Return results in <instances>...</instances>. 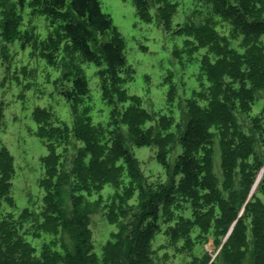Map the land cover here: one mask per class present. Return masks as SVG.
I'll return each mask as SVG.
<instances>
[{"label":"trees","instance_id":"1","mask_svg":"<svg viewBox=\"0 0 264 264\" xmlns=\"http://www.w3.org/2000/svg\"><path fill=\"white\" fill-rule=\"evenodd\" d=\"M193 1L198 9L194 16L200 14L202 20L179 28L194 38L195 49L205 53L200 60V88L187 101L180 136L169 132V122L155 135L152 127H146L148 113L135 99L121 118L136 146L159 147L156 158L170 182L148 184L138 161L124 145L112 139L108 148L97 140L99 137L87 136L79 128L75 138L86 146L70 170L60 169L53 154L46 159L40 212L25 211L19 219L10 214L0 218V264H117L105 249L103 258L98 259L89 219L80 210L83 194H99L106 186L115 190L106 206L108 222L118 227L111 242H120L124 222L133 211L139 212L129 244V264H158L153 246L159 237L177 251L180 246L177 253H192L209 239L220 244L234 223L220 249L221 263L243 264L252 254L253 264H264V174L248 200L264 167V110L257 112L264 96V0ZM140 2L143 11L146 1ZM30 7L34 14L47 17L53 27L57 26L39 43L49 64H56L63 45L79 53L86 62L101 67L99 76L107 97L109 87L118 89L133 79L124 42L110 17L102 12L99 0H30ZM168 8L172 15L175 10ZM163 14L167 23L170 15ZM15 22L8 20L5 31L9 33ZM166 27L170 29L168 23ZM108 32L113 33V39L99 44V37ZM63 95L69 102L83 100L88 96L85 79L77 76L71 90ZM116 114L119 117L118 111ZM216 144L220 176L215 172ZM167 145L181 147L174 166L168 163ZM85 156L90 159L85 160ZM119 160L123 162L118 164ZM7 170L8 159L0 155V211L2 203L12 205ZM125 172L129 183L123 186ZM65 190L71 196L73 216L62 205ZM62 231H69L72 250L61 240ZM43 234L52 239L38 252L26 236L37 239ZM196 259L193 257L192 263ZM201 261L216 264L206 251Z\"/></svg>","mask_w":264,"mask_h":264},{"label":"rangeland","instance_id":"2","mask_svg":"<svg viewBox=\"0 0 264 264\" xmlns=\"http://www.w3.org/2000/svg\"><path fill=\"white\" fill-rule=\"evenodd\" d=\"M145 1L141 11L140 0H99L102 12L110 17L123 40L127 64L134 70L133 79L118 89L109 87L110 96L107 97L99 76L101 67L86 62L79 53L70 52L63 45L55 65L43 57L39 43L47 40L57 26L53 27L47 17L34 14L30 0H0V155L8 159L6 178L12 201L11 206L2 203L0 218L10 214L19 219L25 211L40 212L45 196L42 183L47 173L46 159L53 154L60 169L70 170L86 146L84 141L75 138L79 128L87 136L99 137L97 140H102L108 148L112 146V139L124 145L138 161L148 184L170 182L156 158L159 147L154 144L136 146L135 141H130L127 126L121 118L135 99L138 107L148 113L146 127H152L155 135L161 133L167 122L171 124L169 132L179 135V126L183 128L185 124L187 101L192 100L200 88V60L205 53V50L195 49L194 38L179 27L192 22L198 24L203 16H194L198 9L193 0ZM169 6L175 10L172 15ZM164 11L170 15L167 20L170 29L166 27ZM10 19L16 22L8 33L5 24ZM112 39L113 33L108 32L99 37V44ZM77 76L85 79L88 96L76 103L69 102L63 92L71 90ZM261 99L257 112L260 108L264 110V96ZM116 111L120 113L119 117ZM166 152L168 163L174 166L181 147L167 145ZM219 156L216 144L214 163L218 176ZM89 159L90 156H85V160ZM128 183L125 172L123 186ZM120 189L119 192L123 191V187ZM114 193L112 187L106 186L99 194H83L85 200H82L80 210L89 219L98 259L103 258L105 249L112 261L129 264V244L135 235L139 212L133 211L134 215L131 213L124 222L120 242H111L118 227L108 222L106 206ZM61 199L66 212L73 216L71 196L66 190ZM226 237L220 244L209 239L192 249V253H177L180 246L177 251L159 237L153 246L154 258L158 264H207L201 261L202 253L206 251L211 260L216 259V264H222L220 249ZM51 239L45 234L37 239L26 236L38 252L42 244ZM61 240L68 249H73L69 231L61 232ZM251 256L243 264H253Z\"/></svg>","mask_w":264,"mask_h":264},{"label":"water","instance_id":"3","mask_svg":"<svg viewBox=\"0 0 264 264\" xmlns=\"http://www.w3.org/2000/svg\"><path fill=\"white\" fill-rule=\"evenodd\" d=\"M263 174H264V169L260 172L259 176L257 177V179H256V181H255V184H254L253 187H252L251 193H250V195H249V197H248V200H249V199L252 197V195L255 193L256 188H257V186L259 185V183H260V181H261V179H262V177H263ZM234 225H235V223H234L233 226L231 227V229H230V231H229V233H228V235H227V237H226L224 243L227 242L229 236L231 235Z\"/></svg>","mask_w":264,"mask_h":264}]
</instances>
